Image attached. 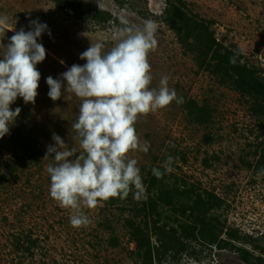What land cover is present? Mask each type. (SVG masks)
<instances>
[{"label":"rangeland","instance_id":"1","mask_svg":"<svg viewBox=\"0 0 264 264\" xmlns=\"http://www.w3.org/2000/svg\"><path fill=\"white\" fill-rule=\"evenodd\" d=\"M69 1L79 2L81 11L57 8L50 0H0V44L6 46L21 28L29 31L30 20L47 25L37 40L46 56L36 65L41 76L35 102L25 103L17 97L10 105L12 110L19 107L21 111L9 129L18 123L28 124L36 141L38 163L10 171L16 159L8 134L0 138V264H139L124 218L133 215V203L142 200L132 197V203L114 205L101 201L94 209L82 208L91 222L74 228L70 224L73 210L60 207L49 195L46 169L55 162L44 158L47 146L54 144L53 133L68 148L82 151L71 127L78 116L80 98L62 88L61 98L51 100L46 78L60 79L73 64L86 63L79 56L91 43L103 42L106 49L114 46L113 34L124 27L122 19L134 28H142L148 19L157 24L158 45L148 54L153 77L150 87H158L160 78L168 76V86L178 97L193 99L212 110L207 127L191 123L182 104L175 101L139 116L136 132L142 142H149V151H134L128 156L138 161L142 178L173 156V171L167 176L175 175L224 201L212 214L222 226L219 239L234 248L219 250L191 242L177 259L166 257L160 264H246L237 249L264 261L260 252L264 248V124L250 113L249 98L197 69L192 54L183 49L164 21L167 2L174 0ZM180 1L186 5L187 15L207 22L217 41L241 54L242 61L256 67L264 78V0ZM95 10L107 12L110 19L95 21ZM231 230L237 232V239H229ZM28 238L35 240L29 252L25 251ZM113 238L116 246L111 245ZM191 252L196 257L189 255Z\"/></svg>","mask_w":264,"mask_h":264},{"label":"clouds","instance_id":"2","mask_svg":"<svg viewBox=\"0 0 264 264\" xmlns=\"http://www.w3.org/2000/svg\"><path fill=\"white\" fill-rule=\"evenodd\" d=\"M121 24L124 27L113 34L114 46L106 49L103 42L91 43L79 56L86 63L73 64L60 79L46 78L51 100L60 99L63 88L81 101L71 127L82 151L68 148L53 133L54 144L47 146L44 156L55 162L46 169L49 195L60 207L73 210L70 224L74 228L91 222L82 208L94 209L101 201L125 199L130 193L137 201L147 199L138 161L128 156L134 151L147 153L150 147L137 135L135 123L139 116L173 101L184 103L169 88L168 76L160 78L158 87H150L153 77L148 54L158 45L157 24L151 19L142 28L129 26L126 19ZM29 27L27 32L23 28L15 32L6 46L0 44V138L9 133L10 123L21 111L10 108L17 97L34 103L38 95L41 74L36 65L45 59L46 50L37 40L47 25L37 19L30 20ZM174 159L169 155L163 171L153 167L152 174L159 179L171 173Z\"/></svg>","mask_w":264,"mask_h":264},{"label":"trees","instance_id":"3","mask_svg":"<svg viewBox=\"0 0 264 264\" xmlns=\"http://www.w3.org/2000/svg\"><path fill=\"white\" fill-rule=\"evenodd\" d=\"M57 8L81 11L79 2L69 0H50ZM185 3L180 0L168 1L164 10V21L174 31L179 44L192 54L198 70L207 72L218 79L220 85L229 87L249 98L250 113L264 124V78L256 67L242 61V56L217 41L207 22L197 20L184 11ZM93 19L105 23L110 19L107 12L95 10ZM230 58L232 62H230ZM187 119L198 126L207 127L212 120V110L206 104L199 105L195 100H184L182 104ZM9 148L16 159L10 166L15 171L20 165L38 163L36 141L32 129L27 123H18L9 129ZM22 163V164H20ZM2 160L0 159V170ZM163 171L162 165L155 166ZM152 168L143 178L147 199L133 203V215L124 218V226L131 242L135 244L133 254L139 264H160L166 257L177 259L187 251L188 243H200L220 249L229 247V242L218 241L222 231L221 223L212 214L224 206V201L212 192L199 191L194 184H189L177 176L156 178ZM132 193L125 199L110 198L109 205L132 203ZM139 218V220H137ZM229 239H237V232H228ZM152 237H155L152 240ZM17 241V249H20ZM30 251L35 240L27 239ZM112 239L111 245L116 246ZM238 250V249H237ZM246 264H264L260 257L253 258L247 251L240 250ZM264 254V248L260 249ZM196 257L195 252L189 253Z\"/></svg>","mask_w":264,"mask_h":264},{"label":"flooded vegetation","instance_id":"4","mask_svg":"<svg viewBox=\"0 0 264 264\" xmlns=\"http://www.w3.org/2000/svg\"><path fill=\"white\" fill-rule=\"evenodd\" d=\"M218 241H223V240H220L219 239V236H218ZM211 246H215L217 249H219L220 250V248L215 244V245H211ZM208 247V246H207ZM240 250H242V249H238L237 250V252H241Z\"/></svg>","mask_w":264,"mask_h":264}]
</instances>
